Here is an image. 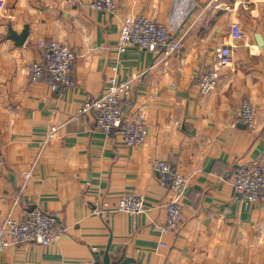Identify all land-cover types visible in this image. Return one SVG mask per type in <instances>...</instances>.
Listing matches in <instances>:
<instances>
[{
  "label": "crops",
  "instance_id": "obj_1",
  "mask_svg": "<svg viewBox=\"0 0 264 264\" xmlns=\"http://www.w3.org/2000/svg\"><path fill=\"white\" fill-rule=\"evenodd\" d=\"M113 0L96 10L90 0H5L0 12V221L33 207L55 220L59 241L24 243L0 251V264H93L107 248L110 264H264V205L234 198L238 165L264 155V0ZM144 15L181 39L164 57L135 46L116 52L121 21ZM238 23L241 39L229 29ZM28 27L21 46L8 29ZM57 40L75 53L74 85L56 90L47 73L30 82L41 62L37 41ZM230 48L215 89L202 95L195 75L215 66V50ZM131 79L129 115L143 117L146 141L126 146L94 129V113L73 119L86 96L107 77ZM256 107L247 129L237 110ZM51 125L54 136L44 142ZM169 161L185 180L182 219L165 230L153 163ZM29 173L26 178L25 174ZM145 198L146 210H115L123 194ZM97 211H103L98 214Z\"/></svg>",
  "mask_w": 264,
  "mask_h": 264
},
{
  "label": "built area",
  "instance_id": "obj_2",
  "mask_svg": "<svg viewBox=\"0 0 264 264\" xmlns=\"http://www.w3.org/2000/svg\"><path fill=\"white\" fill-rule=\"evenodd\" d=\"M4 2L5 0H0V12ZM218 2L219 0H209L207 6L216 7ZM90 7L96 10H114L113 0H90ZM242 36L243 31L240 25L232 23L229 37L232 40H238ZM36 45L42 50L43 58L41 62L30 63L29 81L36 82L47 73L53 79L51 85L53 90L73 86L75 53L71 47L57 40H41L37 41ZM132 46L153 53L157 48H162L161 53L166 58L179 53L181 39L171 38L169 29L151 17L126 16L121 21L115 49L118 54H122ZM215 58V66L201 70L195 75V83L202 95L209 94L215 89L220 68L229 65V46L218 47L215 50ZM131 88V79L119 78L115 73L110 75L106 78L101 92L97 96H86L72 118L76 119L80 115L93 112L95 130L108 136L116 133L126 146L142 145L147 137V124L143 117L129 115L127 112ZM255 115V105L249 100H243L238 107L237 117L245 128H252ZM57 128L55 125L50 126L44 142L54 136ZM153 170L159 186L171 194V198L163 205L166 213L164 229L175 231L182 219L179 200L184 195L185 180L167 160L154 161ZM28 176L29 173L25 174L26 178ZM231 186L235 199L264 205V155L252 163L238 165ZM115 210L129 215L144 213L145 198L138 194H123L118 199ZM102 212L97 211L98 214ZM54 226V218L44 214L37 207L17 217L6 215L0 221V251L24 243H36L41 246L55 244L62 234Z\"/></svg>",
  "mask_w": 264,
  "mask_h": 264
},
{
  "label": "water",
  "instance_id": "obj_3",
  "mask_svg": "<svg viewBox=\"0 0 264 264\" xmlns=\"http://www.w3.org/2000/svg\"><path fill=\"white\" fill-rule=\"evenodd\" d=\"M9 38L14 42L16 46H21L24 44L28 36V27L24 26L20 33H15L11 28L8 29ZM108 249V248H107ZM99 251L94 254V263L93 264H110V257L108 251ZM131 262L129 259H125L118 264H127Z\"/></svg>",
  "mask_w": 264,
  "mask_h": 264
}]
</instances>
